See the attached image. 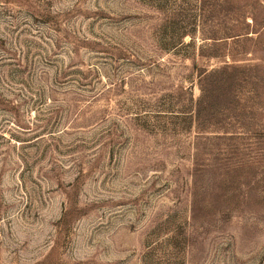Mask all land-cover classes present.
I'll return each instance as SVG.
<instances>
[{"label": "rangeland", "instance_id": "1", "mask_svg": "<svg viewBox=\"0 0 264 264\" xmlns=\"http://www.w3.org/2000/svg\"><path fill=\"white\" fill-rule=\"evenodd\" d=\"M0 264H264V0H0Z\"/></svg>", "mask_w": 264, "mask_h": 264}]
</instances>
